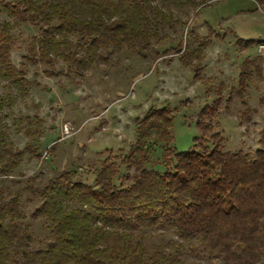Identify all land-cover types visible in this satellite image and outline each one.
Returning <instances> with one entry per match:
<instances>
[{"label": "trees", "instance_id": "trees-1", "mask_svg": "<svg viewBox=\"0 0 264 264\" xmlns=\"http://www.w3.org/2000/svg\"><path fill=\"white\" fill-rule=\"evenodd\" d=\"M158 1L0 0V10L7 17L0 25V81L18 94L29 83L25 69L10 59L11 31L19 24L36 26L48 36L47 41L46 37L39 40L37 55L35 46H28L29 58L47 62L57 48L55 36H78L81 43L75 48L85 47L90 57L109 46L145 49L151 38L158 40L157 30L164 21L171 25V16ZM164 1L176 8L196 9L209 0ZM258 2L264 8V1ZM74 46L66 42L64 49ZM75 62L86 64L80 57ZM251 62L244 61L240 68L239 93L250 75V64L260 74V63ZM11 92L0 97V111L5 99L13 101ZM211 110L215 108L203 107L198 118L207 117ZM196 126L202 138L199 119ZM5 129L0 120V177L20 184L12 173L23 155H39L28 145L23 150L15 148ZM135 132L136 140L121 160L126 171L119 184L115 183L117 157H107L93 183L72 180L74 172L64 171L40 189L31 184L23 188L41 197L30 216L50 225L51 238L45 248L31 247L33 234L24 222L20 191L0 185V264H181L184 254L203 255L222 264H264V142L249 156L240 150L224 151L215 133L211 148L197 150L193 144L188 151L177 152L166 108L149 109L137 119ZM156 146L162 148V157L153 166H161L162 171L147 166L149 151ZM159 228L172 229L181 240L169 241L172 253H165L161 245L146 250L145 233Z\"/></svg>", "mask_w": 264, "mask_h": 264}, {"label": "rangeland", "instance_id": "rangeland-1", "mask_svg": "<svg viewBox=\"0 0 264 264\" xmlns=\"http://www.w3.org/2000/svg\"><path fill=\"white\" fill-rule=\"evenodd\" d=\"M157 5L171 16V25L164 21L157 30L158 40L151 38L145 49L109 46L99 48L90 57L85 47L75 48L74 44L81 43L78 36H55L57 48L47 62L36 56L29 58L28 46L33 44L37 55L39 40L48 39L38 27L19 24L11 31V62L25 69L29 83L25 92L18 94L0 81V97L9 92L14 97L12 102L5 99L0 120L6 127L8 142L21 150L28 145L39 156L28 152L23 155L12 173L20 184L12 185L0 177V185L20 191L24 222L33 234L32 249L45 248L51 238L50 225L41 217L30 216L42 200L37 193L23 188L31 184L40 189L64 171L74 172L72 180L93 183L100 163L107 157H117L115 183L119 184L126 171L122 157L136 140L137 119L151 108L169 111L172 147L177 152L188 151L193 144L197 150L211 148L215 133L224 151L240 150L253 156L262 147L263 6L258 0H209L196 9L176 8L164 0ZM151 17L160 18L155 14ZM6 19L0 10V25ZM248 41L253 44L246 46ZM66 42L74 47L64 49ZM78 57L86 60L84 66L76 64ZM244 61L259 62L261 69L257 74L249 65L250 75L239 93ZM205 106L215 111L198 118ZM198 119L204 127L202 138L196 126ZM149 157L147 166L162 171L161 166H153L160 161L162 148H153ZM29 178L33 180L28 183ZM170 240L181 241L172 229L159 228L146 232L143 242L148 252L161 245L168 254L173 252ZM181 264L222 262L184 254Z\"/></svg>", "mask_w": 264, "mask_h": 264}]
</instances>
